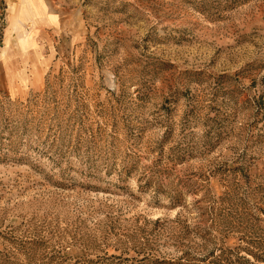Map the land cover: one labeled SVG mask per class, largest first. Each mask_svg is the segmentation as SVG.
Returning a JSON list of instances; mask_svg holds the SVG:
<instances>
[{
	"label": "rangeland",
	"instance_id": "obj_1",
	"mask_svg": "<svg viewBox=\"0 0 264 264\" xmlns=\"http://www.w3.org/2000/svg\"><path fill=\"white\" fill-rule=\"evenodd\" d=\"M13 3L0 264H264V0Z\"/></svg>",
	"mask_w": 264,
	"mask_h": 264
},
{
	"label": "crops",
	"instance_id": "obj_2",
	"mask_svg": "<svg viewBox=\"0 0 264 264\" xmlns=\"http://www.w3.org/2000/svg\"><path fill=\"white\" fill-rule=\"evenodd\" d=\"M11 1H14V3H13V7H12L10 14L13 13L14 6L18 4L19 5V9H18L19 27L22 29H25L27 27L29 28V26L30 28H35L34 35L37 34V32L46 33L49 30L59 31V26L61 22L65 19V15L67 13V10L60 8V6L61 5L69 6V3H68L69 0H33L34 4L38 6V8L43 12V14L38 16L37 21H34V20H31V15L25 3L20 2L19 0H11ZM7 3H8V0H6V5ZM24 54L25 53L23 52L22 55Z\"/></svg>",
	"mask_w": 264,
	"mask_h": 264
},
{
	"label": "bare ground",
	"instance_id": "obj_3",
	"mask_svg": "<svg viewBox=\"0 0 264 264\" xmlns=\"http://www.w3.org/2000/svg\"><path fill=\"white\" fill-rule=\"evenodd\" d=\"M20 2H23V3H25L26 5H27V7H28V10H29V13H30V15H31V20H34V21H37V19H38V16H40L41 14H43V12L38 8V6H36L35 4H34V2H33V0H19ZM42 7V6H41ZM18 9H19V5L17 4V5H15L14 6V8H13V13L12 14H10L9 15V29H17L18 28V30L19 29H21L22 30V32H23V29L22 28H20L19 27V25H18V13H19V11H18ZM20 19V18H19ZM26 24V23H25ZM26 30V29H25ZM8 32V31H7ZM9 32H10V30H9ZM24 33V32H23ZM27 34V33H26ZM16 35V34H15ZM14 35V36H15ZM18 35V34H17ZM27 35H29V34H27ZM7 36V35H6ZM30 36H31V33H30ZM17 37V36H16ZM24 37H25V35H24ZM23 37V38H24ZM20 38H22V37H20ZM22 38V40H24ZM10 39V38H9ZM8 40V39H7ZM31 41L32 39H28V41ZM6 41V40H5ZM9 41V40H8ZM31 44L33 43V41L32 42H30ZM26 44V43H25ZM24 44V45H25ZM34 44V43H33ZM33 44L31 45V46H33ZM23 45V46H24ZM28 45V44H27ZM23 46H22V49H23ZM26 46V45H25ZM30 46V45H29ZM35 46V45H34ZM7 47V46H6ZM20 48H21V46H20ZM29 48V47H28ZM32 48V47H31ZM18 50V49H17ZM20 50V49H19ZM25 50H26V48H25ZM13 51V50H12ZM27 51V50H26ZM28 51H29V49H28ZM8 52V51H7ZM4 53V52H3ZM23 54V53H22ZM10 55V54H9ZM35 58V57H34Z\"/></svg>",
	"mask_w": 264,
	"mask_h": 264
}]
</instances>
